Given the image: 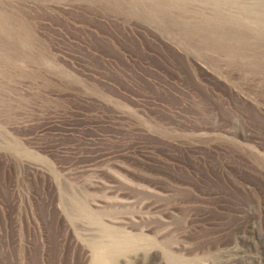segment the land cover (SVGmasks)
Segmentation results:
<instances>
[{"label": "rangeland", "instance_id": "rangeland-1", "mask_svg": "<svg viewBox=\"0 0 264 264\" xmlns=\"http://www.w3.org/2000/svg\"><path fill=\"white\" fill-rule=\"evenodd\" d=\"M259 18L264 0H0V264H91L110 229L143 246L116 264H230L241 224L208 178L254 200L239 263L264 253Z\"/></svg>", "mask_w": 264, "mask_h": 264}, {"label": "bare ground", "instance_id": "bare-ground-1", "mask_svg": "<svg viewBox=\"0 0 264 264\" xmlns=\"http://www.w3.org/2000/svg\"><path fill=\"white\" fill-rule=\"evenodd\" d=\"M259 21L264 26V19L259 18ZM197 187L205 197L203 200L210 205H217L226 210H231L233 213L232 215L235 217V221H238L241 224L239 229H232L230 224L223 228L225 230L231 228L229 238L224 241L232 244L225 250L228 262H230V264H240L237 257L252 250L251 242L256 239L259 234L257 221H253L244 226L246 218L250 217L253 213V198L247 191L239 187L237 184L226 183L221 178L217 180L208 178L204 186L198 185ZM262 189L264 191V188ZM192 200L195 201L199 199L195 198V196H181L179 197L178 202L183 203ZM236 230H242V234L238 236V239L236 236ZM110 231V233H114L115 235L108 241L97 244V252L93 256L91 264H116L117 260L114 257L116 251L137 252L139 249L143 248V246H140L139 237L137 235L130 233H124V235H121L113 229H110ZM220 240L221 238L218 239V241ZM255 252L256 253L253 254L251 258L252 264H262L264 262L263 251L258 248ZM164 255L171 264H180V259L169 249H164Z\"/></svg>", "mask_w": 264, "mask_h": 264}]
</instances>
